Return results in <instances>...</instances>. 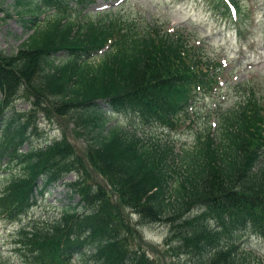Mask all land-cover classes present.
<instances>
[{
  "label": "trees",
  "instance_id": "trees-1",
  "mask_svg": "<svg viewBox=\"0 0 264 264\" xmlns=\"http://www.w3.org/2000/svg\"><path fill=\"white\" fill-rule=\"evenodd\" d=\"M91 3L13 2L29 34L0 52V171H20L0 192V214L25 215L57 184L66 187L59 219L31 233L39 264H160L129 240L125 210L142 225L166 226L163 248L189 264H261L246 248L251 237L264 240V108L248 95L221 115L215 136L207 129L191 151L174 154L169 134L214 83L216 63L184 27L140 25L119 12L85 20ZM22 94L30 109L19 114ZM41 112L71 120L83 157L65 134L34 146ZM111 114L128 124L110 125ZM83 160L104 185L88 183ZM69 173L81 180L64 183Z\"/></svg>",
  "mask_w": 264,
  "mask_h": 264
},
{
  "label": "rangeland",
  "instance_id": "rangeland-1",
  "mask_svg": "<svg viewBox=\"0 0 264 264\" xmlns=\"http://www.w3.org/2000/svg\"><path fill=\"white\" fill-rule=\"evenodd\" d=\"M13 2L14 0H0V52L5 54L14 52L27 37L12 9ZM236 3V9L229 10L228 16L221 14L218 2L214 0H92L89 13H86L88 18H92L97 13L119 12L140 25L145 21L147 25L166 22L171 26H184L192 33L197 32L201 36L199 38L207 42V56L221 65L218 85H214L208 92L203 89L204 92L193 105L190 126H183L178 132L169 134L174 154L182 156L184 152L194 148L195 133L214 124L207 116H215L216 105H220L218 120L219 116L233 107L232 104L249 94L259 103H264V0H236ZM7 15L10 17L7 18ZM50 17L51 15L48 16ZM19 99L14 104V110L21 114L29 110L30 105L24 94ZM36 123L38 136L42 138L36 141L37 136H34V146L59 139L65 134L78 154L84 156L83 140L70 119L41 112ZM121 123L128 124V120L122 116L111 120V124ZM155 135L161 137L159 132ZM83 165L86 170L82 173L88 176V183L97 184L100 181L102 184L101 176L89 169L84 160ZM18 173V169L13 168L0 173V190ZM80 180L77 173L68 174L65 178L66 182ZM65 192L66 188L56 186L44 200L38 199L25 215L14 219L0 215V256L3 257L0 264H39V241L31 235L29 229L41 230L50 225L51 220L59 218L67 201ZM125 214L131 225L128 238L133 245L143 243L148 255L160 264L190 263L188 258L175 256L174 252H167L163 248L168 235L166 226L142 225L138 223L137 216L131 215L127 210ZM21 228L24 231L18 240L16 232ZM248 236L245 233L244 238ZM246 249L251 250L262 260L261 264H264L263 239L251 237ZM70 262L72 263L68 264H81L79 260Z\"/></svg>",
  "mask_w": 264,
  "mask_h": 264
}]
</instances>
